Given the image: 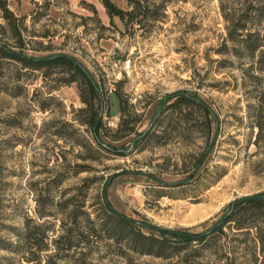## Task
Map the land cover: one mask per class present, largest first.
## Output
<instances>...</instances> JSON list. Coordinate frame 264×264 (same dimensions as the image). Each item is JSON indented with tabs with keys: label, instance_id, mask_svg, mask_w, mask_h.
I'll list each match as a JSON object with an SVG mask.
<instances>
[{
	"label": "rangeland",
	"instance_id": "rangeland-1",
	"mask_svg": "<svg viewBox=\"0 0 264 264\" xmlns=\"http://www.w3.org/2000/svg\"><path fill=\"white\" fill-rule=\"evenodd\" d=\"M146 4L152 16L123 32L101 0H7L19 34L0 12V43L29 57L73 56L97 80L111 147L81 122L66 73L0 57V264H264V213L167 258L89 231L105 216L102 192L132 220L189 233L264 193V0ZM178 90L197 94L214 120L193 105H161ZM116 93L135 126L120 140Z\"/></svg>",
	"mask_w": 264,
	"mask_h": 264
},
{
	"label": "trees",
	"instance_id": "trees-1",
	"mask_svg": "<svg viewBox=\"0 0 264 264\" xmlns=\"http://www.w3.org/2000/svg\"><path fill=\"white\" fill-rule=\"evenodd\" d=\"M125 1L130 7V10L120 8L111 0H101L111 25L116 26L120 32L126 30L130 25L134 26L140 24L142 20L138 19V17L142 16L145 18L153 14L149 5H142V0ZM82 2L83 4L85 3L84 1ZM87 6L92 7L90 4ZM0 12L1 17L8 22L11 29L19 34L17 25L19 19L15 17L14 13L8 8L7 0H0ZM139 27L142 28L141 26ZM243 29L244 27L240 28V30ZM235 35L241 36V33L234 29L230 33V38L233 39ZM18 47L21 48V45ZM0 57L19 62L26 68L33 70H46L49 72L53 69H58L60 72L66 73L68 75L66 82L77 84L80 100L85 106L80 110L86 114L81 122L89 128L94 142H96L101 149L108 152L111 151V147L105 145L101 137L105 135L106 130L103 122V112L105 108L104 95L97 80L81 62L75 57L64 53L51 54L47 57L39 58L29 57L22 52L9 49L2 43H0ZM115 95L117 97L120 112V122L118 123L116 134H121L117 138L120 140L133 134L135 132V126L130 125V121L126 117L127 102L119 94L116 93ZM169 102H171L169 104L170 107L175 108L190 105L196 106L203 112L204 116H212V120H214L212 109L195 93H190L186 90H178L166 95L160 100L161 105ZM135 120L137 122L139 119ZM146 135L147 133L144 132L138 135V137L143 138ZM112 178L113 177H110L106 181L105 187L110 184ZM100 198L105 216L99 218L102 222H99L98 225L93 222L94 226L89 229L91 235L95 234L97 231L107 232V237L116 242L128 240L134 251L139 254L154 255L163 258L169 257V249L181 250L194 242L203 244L209 238L224 234L223 228L225 225L230 226L234 224L237 230L247 229L249 226L241 219L243 215L249 213H264V193L242 197L233 201L230 204L229 211L209 230L202 233H189L181 229L160 228L149 223L132 220L113 209L105 192L101 193ZM87 221L92 223L89 218Z\"/></svg>",
	"mask_w": 264,
	"mask_h": 264
}]
</instances>
